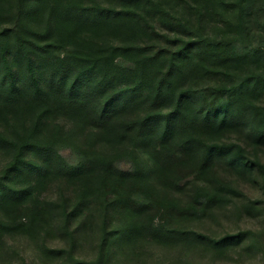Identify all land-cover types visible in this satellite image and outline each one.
Here are the masks:
<instances>
[{
	"label": "trees",
	"instance_id": "16d2710c",
	"mask_svg": "<svg viewBox=\"0 0 264 264\" xmlns=\"http://www.w3.org/2000/svg\"><path fill=\"white\" fill-rule=\"evenodd\" d=\"M189 3L0 0V208L37 220L44 208L36 190L58 179L84 198L112 196L131 219L125 235L157 239L175 211L178 182L230 156V146L209 139L213 132L244 122L264 138V112L253 102L264 96V74L230 88L193 85L217 71L229 81L261 49L244 54L235 39L203 34L206 18L223 17V0ZM112 34L128 44H113ZM74 127L91 147L125 145L130 155L142 148L147 160L132 154L122 169L86 151L72 163L62 146ZM80 205L65 204L67 224ZM13 223L0 220V232Z\"/></svg>",
	"mask_w": 264,
	"mask_h": 264
},
{
	"label": "rangeland",
	"instance_id": "374dc122",
	"mask_svg": "<svg viewBox=\"0 0 264 264\" xmlns=\"http://www.w3.org/2000/svg\"><path fill=\"white\" fill-rule=\"evenodd\" d=\"M223 1L219 8L223 17L218 22L206 18L203 34L235 39L244 54L260 48L261 55L231 71L229 81L223 72L207 74L193 84L197 89L218 88L221 83L230 88L264 74V0ZM187 7L180 4L175 9L189 12ZM107 36L113 44H128L123 35ZM253 102L264 112V96ZM243 123L209 136L214 137L212 142L230 146L231 154L214 159L212 171L194 173L178 182L171 197L176 208L164 237L125 235L131 219L118 210L112 196L93 192L84 198L73 183L62 186L57 179L35 192L38 205L44 208L37 220H16L15 214L0 208L1 221L14 218L13 226L0 232V264H264V138L248 131L254 129L251 123ZM73 131L70 142L62 146L72 163L92 151L122 169L130 168L134 153L127 150L131 147L102 142L91 147L80 138L83 130L74 127ZM142 153L138 148L134 155L147 160ZM5 167L0 158V176ZM76 201L81 205L67 224V212ZM70 202L71 209L65 212Z\"/></svg>",
	"mask_w": 264,
	"mask_h": 264
}]
</instances>
